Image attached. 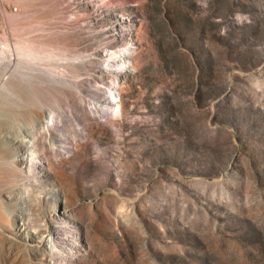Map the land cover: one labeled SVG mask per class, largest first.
Instances as JSON below:
<instances>
[{"label": "rangeland", "instance_id": "rangeland-1", "mask_svg": "<svg viewBox=\"0 0 264 264\" xmlns=\"http://www.w3.org/2000/svg\"><path fill=\"white\" fill-rule=\"evenodd\" d=\"M4 34L53 134L22 174L0 129V264H264V0H0Z\"/></svg>", "mask_w": 264, "mask_h": 264}, {"label": "bare ground", "instance_id": "bare-ground-1", "mask_svg": "<svg viewBox=\"0 0 264 264\" xmlns=\"http://www.w3.org/2000/svg\"><path fill=\"white\" fill-rule=\"evenodd\" d=\"M16 22L19 25L20 29H27L25 27V22ZM5 34L4 37L0 39V68L2 67L4 68V70H6L4 75H6L10 70L12 71V73H10V75L5 78L4 84L0 86V129H2V131L8 137L17 139L20 146H23V151L27 152L28 150H30V152L27 153V160H25L27 167L24 171L19 169L22 174L23 172L27 174V172L30 173V169H32V166L30 164L32 156L34 154H36L35 156H37L40 147H45L46 143H48L50 134L53 133L49 131L51 129L49 125L37 116V113H41V111L37 112L38 104L37 98L34 97V90L36 91V95H38V93L40 92L39 90L42 89L41 78L40 76H37V79H35V75L37 74L34 75L32 72H30L27 65H21L20 62L22 50L17 46L12 47L10 38L8 36L6 37ZM19 34L20 37L21 33ZM10 64H13V66L9 68ZM14 66H16L17 68L19 66H22L21 68H23V71L19 70V68L14 69ZM12 67L14 70L12 69ZM109 86L112 90H118V88L114 85L112 86L111 84H109ZM122 87L123 85L121 84L120 88ZM108 101L110 105H118L120 108H122V104L120 102L117 103L110 97H108ZM56 109L58 110V108ZM47 115L55 118L56 124H59L60 120L59 118H56L54 111H50L49 113H47ZM66 125V123L65 125L64 123L60 124V126L64 129L71 128V126ZM83 126L88 127L89 125L87 123H83ZM2 127H4V129ZM36 145L39 147L36 148ZM0 163H3L8 168L7 170L12 169L13 171L18 172L16 163H14L9 157H4V160H1ZM4 172L5 170H3V172H0V174ZM17 175L20 176V174L18 173ZM0 201L3 200L0 199ZM3 216H5V213L0 206V232L6 229L4 225L1 224H4L5 217ZM20 220L22 221V225L26 224L25 216H21ZM44 229L45 228H43L42 230L44 231ZM54 238L56 239V236ZM57 248L61 251L64 250V247L61 246L60 243L57 244ZM43 251H45V249H43ZM66 251L68 250L65 249L62 252ZM47 253L51 254L49 251H47Z\"/></svg>", "mask_w": 264, "mask_h": 264}]
</instances>
